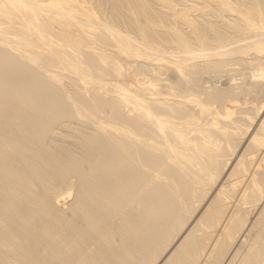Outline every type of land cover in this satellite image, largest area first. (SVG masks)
Masks as SVG:
<instances>
[{"label": "rangeland", "instance_id": "374dc122", "mask_svg": "<svg viewBox=\"0 0 264 264\" xmlns=\"http://www.w3.org/2000/svg\"><path fill=\"white\" fill-rule=\"evenodd\" d=\"M111 1L64 0L70 18L0 0V138L16 144L0 141V264H264V147L251 139L264 136V0ZM45 89L53 96L29 98ZM197 142L208 146L200 174L176 153ZM100 143L118 158L101 154L111 169L97 164Z\"/></svg>", "mask_w": 264, "mask_h": 264}, {"label": "bare ground", "instance_id": "6f19581e", "mask_svg": "<svg viewBox=\"0 0 264 264\" xmlns=\"http://www.w3.org/2000/svg\"><path fill=\"white\" fill-rule=\"evenodd\" d=\"M2 1L8 3V4L10 5L9 7H12V8L17 9V10H19V8H20V9H22V8H29V9H30L34 14H36V15H37L38 13L41 12V9H42V8L45 9L44 7L39 8V7H41V5H45L47 9H48V8H49V9H54V8H56V10L58 9L57 14H58V13H61V14H63V15H64V14H67V15L70 16V15H73L74 12H75V11H73V8L70 9L71 7H70L69 9H67V8L64 7V3H63L64 0H63V1H61V0H51V1H47L46 3H42V4L39 2V0H2ZM69 1H71V0H69ZM72 1H73V0H72ZM110 1H111V0H110ZM115 1H116V0H115ZM165 1H168V0H165ZM41 2H42V1H41ZM65 2H66V1H65ZM111 2H112V1H111ZM121 2H122V1H121ZM168 2H169V1H168ZM225 2H227V0H226ZM72 3H73V2H72ZM72 3H71V4H72ZM83 3H85V2H83ZM115 3H116V2H115ZM117 3H118V2H117ZM117 3H116V4H117ZM122 3H123V2H122ZM169 3H170V2H169ZM227 3H228V2H227ZM227 3H226V5H225V4H224V5H225V6H229V5H227ZM76 4H77V3H76ZM80 4H81V3H80ZM166 4H168V3H166ZM73 5H74V4H73ZM78 5H79V4H78ZM121 5H122V4H121ZM65 6H66V5H65ZM67 6H68V5H67ZM82 6H83V5H82ZM68 7H69V6H68ZM83 7H84V6H83ZM85 7H86V6H85ZM103 8H104V6H103ZM89 9H90V8H89ZM91 9H92V8H91ZM134 10H135V9H134ZM80 11H81V10H80ZM146 11L148 12V10H146ZM186 12H187V11H186ZM247 13L249 14V12H247ZM53 14H54V13H53ZM55 14H56V13H55ZM77 14H78V13H77ZM94 15H95V14H94ZM58 16H59V15H58ZM69 16H68V17H69ZM73 16H74V15H73ZM73 16H72V17H73ZM87 16H90V15H87ZM251 16H252V15H251ZM251 16H250V17H251ZM53 17H54V16H53ZM72 17L70 16V18H72ZM83 17H84V16H83ZM250 17H249V18H250ZM56 18H57V15H56ZM58 18H59V17H58ZM91 18H93V17H91ZM94 18H95V17H94ZM184 18H185V17H184ZM251 18H252V17H251ZM73 19H74V18H73ZM76 19H77V18H76ZM76 19H75V20H76ZM78 19H79V18H78ZM84 19H85V18H84ZM86 19H87V18H86ZM86 19H85V20H86ZM90 20H91V19L89 18L88 22H91ZM92 20H93V19H92ZM247 20H248V19H247ZM247 20H246V21H247ZM250 20L252 21V19H250ZM246 21H245V22H246ZM76 22H77V21H76ZM248 22H249V21H248ZM78 23H79V22H78ZM79 24H80V23H79ZM79 24H78V25H79ZM253 24H254V23H253ZM80 25H81V24H80ZM87 26H88V25H87ZM89 26H90V25H89ZM85 27H86V25H85ZM85 27H84V28H85ZM91 28H92V27H91ZM91 28H90V29H91ZM93 29H94V27H93ZM110 30H111V29H110ZM114 30H115V29H114ZM40 31H42V29H40L39 32H40ZM87 31H88V29H87ZM89 31H90V30H89ZM91 31H92V30H91ZM95 31H96V30H95ZM92 32H94V31H92ZM92 32H91V33H92ZM111 32L113 33V30H112ZM111 32H110V33H111ZM114 32H115V31H114ZM112 33H111V34H112ZM116 33H117V32H116ZM88 34H89V33H88ZM113 34H114V33H113ZM92 37H93V36H92ZM126 37H127V36H126ZM125 40H126V39H125ZM118 41H120V43H119V47L122 49V51H124V52H129V51H130V48H129V47H130L131 45H130V46L123 45V44H125V41L123 40L122 37L119 38ZM119 47H117V48H119ZM131 48H132V47H131ZM133 52H134V51H133ZM74 54H75V53H74ZM137 54H138V53H137ZM137 54H136V55H137ZM131 55H132V54H131ZM139 55H140V54H139ZM144 56H145V55H144ZM79 60H80V59H79ZM94 62H95V61H94ZM80 66H81V65H80ZM27 71H28V69H27ZM22 73H24V75H25V71H24V72L22 71ZM28 73H30V72H28ZM26 75H28V74H26ZM29 75H31V73H30ZM32 76H33V75H32ZM28 77H31V76H28ZM28 77H27V78H28ZM30 79H31V78H29V80H30ZM33 79H34V78H33ZM33 79H32V80H33ZM27 80H28V79H27ZM30 82H31V81H30ZM31 83H33V81H32ZM34 83H35V82H34ZM49 88H51V87H49ZM54 88H55V87H54ZM51 89H52V88H51ZM51 89H50V91H52ZM48 90H49V89H48ZM54 90H55V89H54ZM54 90H53L52 93H54ZM50 91H49V92H50ZM57 91H58V90H57ZM44 92H46V89H45V91H41V92H39V93L37 92L36 94H34V95L31 96V97L29 96V98H33L34 100H35V99H39V100H40V98H42V95H44V94H43ZM49 92H48V93H49ZM48 93L46 92V94H47L46 96H48ZM55 93H56V92H55ZM125 93H126V92H125ZM37 94H39L40 97H39ZM50 94H51V92H50ZM35 95H37V97H36ZM51 95L53 96V94H51ZM51 95H49V96H51ZM55 95H57V93H56ZM52 96H51L50 98H52ZM54 97H55V96H54ZM54 97H53V98H54ZM92 97H93V96H92ZM47 98H48V97H47ZM55 98H57V100L60 99V98L57 97V96H56ZM93 98H94V97H93ZM44 100H45V102H46V99H44ZM44 100H42V102H43ZM48 100H49V98H48ZM97 100H99V99H97ZM155 100H156V98H155ZM158 100H159V99H158ZM160 100H161V99H160ZM160 100H159V101H160ZM35 101H36V100H35ZM88 101L90 102V99H88ZM99 101H100V100H99ZM142 101H143V100H142ZM147 101H148V100H147ZM45 102H44V103H45ZM47 102H50V103H51L50 105H48V104L46 103L48 106H51V107L54 106V108L52 107L53 110H54V113H55V108H56V107H57V108H56L57 110H59V111L61 110V112L63 111L62 106H61L62 104H60V101L58 102V101H56L55 99H54V100H51V99H50V101H47ZM61 103H62V101H61ZM93 103H94V102H93ZM101 103H102V102H101ZM103 103H104V102H103ZM37 104H38V103H37ZM41 104H43V103H41ZM41 104H40V105H41ZM88 104H89V103H88ZM90 104H91V103H90ZM90 104H89V105H90ZM43 105H44V104H43ZM43 105H42V106H43ZM86 105H87V104H86ZM102 105H103V104H102ZM152 105H154V104H152ZM152 105H151V106H152ZM155 105H156V103H155ZM48 106H47V107H48ZM148 106H149V105H148ZM39 107L41 108V106H39ZM39 107H38V108H39ZM45 107H46V106H45ZM91 107L93 108V106H91ZM152 107H153V106H152ZM43 108H44V107H43ZM43 108H42V111L47 109V108H46V109H43ZM48 108H49V107H48ZM52 108H51V109H52ZM101 108H103V107H101ZM142 108H143V107H142ZM142 108H141V109H142ZM163 108H164V107H163ZM51 109H50V111H48V112H52L53 110L51 111ZM94 109H95V108H94ZM165 109H166V108H165ZM48 110H49V109H48ZM57 110H56V111H57ZM162 110H163V109H162ZM167 110H168V109H167ZM38 111H41V109H39ZM99 111H100V110H99ZM104 111H105V109H104ZM104 111H103V112H104ZM142 111H143V113H144V115H145L146 117H148L149 119L154 120V122L156 123V125L158 126V128H159L161 131H165V133H166V132H167V131H166V130H167L166 127L169 126L172 130L175 131V133H177V134L179 135L180 138H179V137H178V138L180 139L181 142H183V141L185 140V137L183 136V133H182V134L180 133V130L177 129V126H175L174 124H168V123H167L168 121H165L164 118H157L155 112H153V111H152L151 109H149L148 107H147V108L144 107ZM44 112H45V111H43L42 113H44ZM63 112H64V111H63ZM94 112H95V111H94ZM168 112H170V111L168 110ZM45 113H46V112H45ZM57 113H58V111L56 112V114H57ZM98 113H99V112H98ZM100 113H101V112H100ZM25 114H26V112H25ZM143 118H144V117H143ZM147 121H148V120H147ZM37 123H38V122H37ZM42 123H43V122H42ZM261 123L263 124L264 122L262 121ZM40 124H41V123H40ZM262 124H261V125H262ZM38 125H39V123H38ZM38 125L36 124V126H35L36 130H37L38 127H42L43 125H44V127H45L46 124L44 123V124H42V126H38ZM153 125H154V124H153ZM37 126H38V127H37ZM124 126H126V125H124ZM124 126H123L122 128H124ZM132 126H133V125H132ZM118 128H119V127H118ZM39 129H41V128H39ZM44 129H45V128H44ZM126 129H127V128H126ZM42 130H43V127H42ZM155 130H156V129H155ZM160 130H159V131H160ZM40 131H41V130H40ZM43 131H44V130H43ZM45 131H46V129H45ZM45 131H44V132H45ZM134 131H135V129H134ZM224 131H225V130H224ZM230 131H231V130H230ZM246 131H248V130H246ZM44 132L41 131V132H39V133H43V135H44ZM122 132H123V131H122ZM128 132H129V131H128ZM136 132H137V131H136ZM182 132H183V131H182ZM123 133H124V132H123ZM160 133H161V132H160ZM206 133H207V132H205V134H206ZM200 134H201V133H200ZM200 134H199V136H200ZM203 134H204V133H202V134H201L202 136H200V137H201V138H202V137L205 138V139H206V142H207V138L205 137V135L203 136ZM40 135H41V134H40ZM43 135H42V137H43ZM178 135H177V136H178ZM128 137H129V136H128ZM132 137H133V136H132ZM4 138H5V137H4ZM178 138H177V139H178ZM197 138H198V137H197ZM121 139H122V138H121ZM133 139H134V138H133ZM135 139H136V138H135ZM198 139H199V138H198ZM251 139H252L253 143L257 146V148H260V149H261L262 147H264V136H263L262 134H259V133L257 132V133H255L254 135H252ZM42 140H43V139H42ZM107 140H108V139H107ZM131 140H132V139H131ZM202 140H204V139H202ZM0 141L3 142L2 137L0 138ZM108 141H110V140H108ZM111 141H112V140H111ZM133 141H134V140H133ZM135 141H136V140H135ZM176 141H177V140H176ZM8 142H9V143H7V144H6V142L1 143V144H5V145H6L5 147H6L7 149L5 148V149H6L5 151H7V152H8V146H12V144H13L12 142L10 143V140H9ZM189 142H190V141H189ZM189 142H187V143H189ZM191 142H192V141H191ZM194 142H195V141H194ZM113 143H114V142H113ZM131 143H132V142H131ZM131 143H130V144H131ZM135 143H136V142H135ZM146 143H147V142H146ZM210 143H211V142H210ZM1 144H0V145H1ZM104 144H106V142H105ZM108 144H109V143H108ZM114 144H115V143H114ZM13 145H16V144H13ZM99 145H100V147H101V143H100ZM103 146L107 147L106 145H103V144H102V147L99 149L100 151L97 150L98 153H100L99 155H100L101 157L99 156L98 159H97V158H95V157H97L98 155L95 156L96 154H94V156H95L94 158H95V159L97 160V162H98L97 164H100V163H101V164H104V163L106 162V161L103 162V157H104V155H106V153H107V159L109 158V156H110V157L113 156V155H111V154L109 153V150H110L109 147L111 146V143H110V146L107 147L109 150L106 151V152H102V151H103V148L106 149V148L103 147ZM112 146H113V145H112ZM127 146H128V145H126V147H127ZM154 146H157V145H154ZM169 146H171V145H169ZM174 146H175V145H174ZM214 146H215V145H214ZM17 147L19 148V146H17ZM17 147L14 148V149L12 148V150H14V151H13L14 154L17 153L18 155L15 154V156H13V155H12L13 153H12L11 155H12V157H15V158H16V156H17L18 161H20V160H19L20 157H22L24 154H26V152H24V154H21V156H20L19 153L17 152ZM113 147H115V145H114ZM137 147H138V145H137ZM137 147H135V148H137ZM139 147H140V146H139ZM139 147H138V148H139ZM175 147L177 148L178 146H175ZM182 147H183V146H182ZM186 147H187V146H186ZM191 147L194 149V152H193L194 154H193L192 156H189V157L187 156V154H186L185 152H183V151H179L180 149L178 150V152H177L176 150H174V151H176V153H178V158H179L180 160H182L183 162H186L187 164H189V165H187V166H191L192 169H194V171H196L198 174H200L201 170H203V169H201V165H202V164H206V163H205V160H204V162H202L201 159H202L203 156L205 155V153H206V148H207L208 146H206V145H201L200 143L197 142L196 144H195V143H191ZM0 148H1V146H0ZM115 148H116V147H115ZM115 148H114V149H115ZM171 148H173V147H171ZM176 148H175V149H176ZM3 149H4V146H2V150H3ZM15 149H16V151H15ZM22 149H23V148H21V150H22ZM119 149L122 150L121 148H119ZM131 149L134 150L133 148H131ZM131 149H130V150H131ZM177 149H178V148H177ZM188 149H189V148H188ZM10 150H11V149H9V151H10ZM19 150H20V149H19ZM21 150L19 151L20 153H21ZM132 150H131V151H132ZM137 150H138V149H137ZM140 150H143V149L141 148ZM208 150H209V149H208ZM5 151H1V150H0V152H3V153H6ZM23 151H25V150H22V152H23ZM40 151H41V150H40ZM97 151H96V153H97ZM104 151H105V150H104ZM112 151H113L112 153H114V150H113V149H112ZM131 151H130V152H131ZM134 151H135V150H134ZM172 151H173V150H172ZM187 151H189V150H187ZM93 152H95V151H93ZM110 152H111V151H110ZM115 152H117V148H116V151H115ZM146 152H147V151H146ZM146 152H144V153L146 154ZM191 152H192V151H191ZM10 153H11V151H10ZM29 153H31V152H29ZM98 153H97V154H98ZM103 153H105V154H104L103 157H102L101 154H103ZM108 153H109V155H108ZM119 153H120V151H119L117 154H119ZM136 153H138V151H136ZM149 153H150V152H149ZM216 153H217V152H216ZM253 153H254V152H253ZM31 154H32V153H31ZM33 154H34V153H33ZM117 154H115V155H117ZM134 154H135V153H134ZM139 154H140V153H139ZM150 154H151V153H150ZM4 155H5V154H4ZM7 155H10V154H7ZM26 155H27V154H26ZM26 155H24V157H26V158L28 159V157H27ZM35 155H36V154H35ZM142 155H144V154H142ZM152 155H153V154H152ZM0 156L2 157L3 155L0 154ZM18 156H19V158H18ZM119 156H120V155H119ZM121 156H123V154H122ZM121 156L119 157L120 159L122 158ZM144 156H145V155H144ZM1 157H0V158H1ZM5 157H6V156H5ZM7 157H8V156H7ZM7 157H6V158H7ZM12 157H11V158H12ZM24 157L22 158L23 160L21 159L22 161H24V159H25ZM91 157H92V156H91ZM115 157H116V156H113L112 158H115ZM176 157H177V156H176ZM250 157H251V156H250ZM253 157H255V156H253ZM6 158H5V159H6ZM15 158H13V159L15 160ZM33 158H34V157H33ZM33 158H31V159H33ZM37 158H39V157L37 156ZM92 158H93V157H92ZM92 158H91V159H92ZM116 158H117V157H116ZM148 158H150V157H148ZM152 158H153V157H152ZM244 158H245V157H244ZM13 159H12V160H13ZM27 159H26V160H27ZM29 159H30V156H29ZM29 159H28V160H29ZM117 159H118V158H117ZM141 159H143V158H141ZM153 159H154V158H153ZM213 159H214V158H213ZM3 160H4V159H3ZM10 160H11V159H10ZM26 160L24 161L25 164L27 163L25 166L28 167V170H29V169L31 170V168H32L33 166H29V164H30L29 162H30V161L27 160L28 162H26ZM104 160H106V159L104 158ZM111 160L114 161V159H111ZM143 160H144V159H143ZM143 160H142V161H143ZM151 160H152V159L150 158V160L148 159L147 161L150 162ZM156 160L158 161V159H156ZM156 160H155V161H156ZM0 161H2V159H0ZM6 161H7V160H6ZM22 161H21V163H22ZM36 161H37V160H36ZM39 161H41V160H39ZM121 161H122V159H121ZM155 161H154V162H155ZM209 161H210V160H209ZM251 161H252V160H251ZM7 162H8V161H7ZM24 162H23V163H24ZM33 162H35V161H33ZM200 162H201V163H200ZM244 162H245V160H244ZM1 163H2V162H1ZM4 163H5V161H3V163L0 164V165L2 166ZM17 163H18V165L21 164L20 162H17ZM28 163H29V164H28ZM109 163H110V162H109ZM109 163H108V164H109ZM112 163H113V162H112ZM112 163H111V164H112ZM119 163H120V162L118 161L117 164H116L115 162L112 164V165H114V166L116 165V167H114V168H115L114 171L117 169V167H119V166L122 167L121 163H120L119 166H117ZM150 163H151V162H150ZM155 163H156V162H155ZM186 163H185V164H186ZM208 163H209V162H208ZM241 163H243V162H241ZM12 164H13V163H12ZM41 164H42V166H43V163H42V162H41ZM94 164H95V163H94ZM210 164H211V163H210ZM4 165H7V164H4ZM14 165H15V164H14ZM14 165H13V166H14ZM18 165H17V166H18ZM33 165H34V164H33ZM38 165H39V164H38ZM106 165H107V164H106ZM106 165L104 164V166H106ZM148 165H149V164H148ZM152 165H153V164H152ZM206 165H207V164H206ZM248 165H249V164H248ZM252 165H253V164H252ZM9 166H12V165L9 163ZM9 166H8V167H9ZM13 166H12V167H13ZM19 166H20V165H19ZM22 166H24V164H22ZM25 166H24V168H26ZM42 166H41V168H40L41 171L43 170V169H42V168H43ZM93 166L98 168L99 165H98V166L93 165ZM126 166H127V165H126ZM129 166L131 167L132 165H129ZM224 166H225V165H224ZM239 166H240V165H239ZM239 166H238V167H239ZM3 167H4V166H3ZM3 167H1L0 170H1ZM39 167H40V166H39ZM107 167L110 168L111 165H110V166L107 165ZM132 167H133V166H132ZM132 167H131V168H132ZM205 167H206V166H205ZM215 167H216V166H215ZM236 167H237V166H236ZM240 167H241V166H240ZM4 168H5V170H6L7 167L5 166ZM10 168H11V167H10ZM10 168H9V170L7 169V171H10V173H12V170H14L15 168H11L12 170H10ZM17 168H18V167H17ZM17 168H16L15 171H17ZM20 168H21V167H19V169H20ZM24 168H23V170H24ZM33 168H34V167H33ZM101 168H103V165H102ZM101 168H100V166H99V169H101ZM104 168H106V167H104ZM104 168H103V172L106 171V170H104ZM119 168H120V167H119ZM125 168H126V167H125ZM213 168H214V167H213ZM26 169H27V168H26ZM26 169H25V171H27ZM36 169H37V168H36ZM95 169H96V168H95ZM110 169H111V168H110ZM122 169H123V167H122ZM122 169H121L122 176H123V174H124V175L126 174V177H127V174H128V173H126V172H128V171H127L128 168H127L126 171H125V169H123L124 171H123ZM129 169H130V168H129ZM137 169H138V168H137ZM192 169H191V170H192ZM2 170H3V169H2ZM23 170H22V173L19 172L20 175L24 173ZM33 170L35 171V169H33ZM97 170H98V169H97ZM133 170H134V169H133ZM207 170H208V168H207ZM207 170H206V172H208ZM250 170H251V169H250ZM20 171H21V170H20ZM31 171H32V170H31ZM34 171H33V172H34ZM114 171H113V172H114ZM131 171H132V170H131ZM135 171H136V170H135ZM239 171H240V170H239ZM113 172H112V173H113ZM124 172H125V173H124ZM136 172H137V171H136ZM188 172H189V171H188ZM209 172H211V170H210ZM242 172H243V171H242ZM13 173H14V172H13ZM17 173H18V171H17ZM28 173H29V175H30V172H27V174H26L25 176L23 175V176L21 177V179H22L23 177L28 176ZM43 173H44V172H43ZM107 173H108V172H107ZM107 173H106V175H107ZM110 173H111V171H110ZM112 173H111V174H112ZM115 173H116V172H115ZM115 173H114V174H115ZM131 173L133 174L134 172L132 171ZM202 173L204 174V172H202ZM252 173H253V172H252ZM8 174H9V172H8ZM32 174H33V173H32ZM111 174H109V176H110ZM135 174H136V173H135ZM135 174H134V175H135ZM138 174H141V173H138ZM185 174H186V173H185ZM13 175H14V174H13ZM15 175H16V173H15ZM17 175H18V174H17ZM20 175H19V176H20ZM33 175H34V174H33ZM41 175H42V173H41ZM134 175H133V176H134ZM2 176L4 177V175H2ZM31 176H32V175H31ZM45 176H47V175H45ZM98 176H99V175H98ZM104 176H105V175H104ZM122 176L119 177V179L123 178V182H124V178H125V177H122ZM133 176H132V175L130 176V177H132L131 180H132L133 178H135V177H133ZM181 176H182V175H181ZM203 176H204V175H203ZM205 176H206V175H205ZM207 176H208V175H207ZM230 176H231V175H230ZM232 176H233V175H232ZM35 177H36V176H35ZM111 177H112V175H111ZM128 177H129V176H128ZM130 177L127 178V179H130ZM136 177H137V176H136ZM196 177H197V176H196ZM208 177L211 178L210 176H208ZM30 178H31V177H30ZM39 178H41V177H39ZM101 178H102V177H101ZM101 178H100V179H101ZM107 178H108V177H107ZM113 178H114V177H113ZM115 178H116V176H115ZM202 178H203V177H202ZM202 178H201V179H202ZM205 178H206V177H205ZM95 179H96L97 181L99 180V179H97V178H94L93 181H94ZM103 179H105V178H103ZM127 179H126V180H127ZM215 179H217V178H215ZM24 180H29V179H25V178H24ZM36 180H37V177H36ZM39 180H40V179H39ZM91 180H92V179H90L89 181H91ZM101 180H102V179H101ZM109 180H110V178H109ZM126 180H125V181H126ZM134 180H135V179H134ZM136 180H137V179H136ZM179 180H180V179H179ZM182 180H183V179H182ZM191 180H192V179H191ZM32 181H34V180H32ZM37 181H38V180H37ZM85 181H87V180H85ZM97 181H96V182H93V184L97 183ZM113 181H114V180H113ZM28 182H29V181H28ZM30 182H31V181H30ZM100 182H101V181H100ZM100 182H99V183H100ZM111 182H112V180L110 181V184L112 185ZM127 182H128V180H127ZM133 182H134V181H133ZM179 182H180V181H179ZM199 182H200V181H199ZM212 182H213V181H212ZM37 183H38V182H37ZM86 183H87V182H86ZM91 183H92V182H91ZM103 183H104V182H103ZM117 183L122 184V183H120V182H117ZM117 183H116V184H117ZM128 183H129V182H128ZM205 183H206V182H205ZM231 183H232V182H231ZM238 183H239V182H238ZM238 183H237V184H238ZM35 184H36V183H35ZM83 184H85V183L83 182ZM89 184H90V183H89ZM93 184H92V185H93ZM110 184H109V183L106 184V185H107V188L109 189L108 191H110V190H112V189H113V192H116V190L118 191L117 186L120 187V185H115V187L112 185V186H113V187H112ZM114 184H115V183H114ZM129 184H130V183H129ZM235 184H236V183H235V181H234V182H233L234 187H235ZM96 185H97V188H98L99 185H98V184H96ZM96 185H95V186H96ZM102 185H103V184H102ZM123 185H124V184H122V187H123ZM233 185H232V186H233ZM38 186H39V185H38ZM40 186H41V185H40ZM81 186L84 187V185H82V183H81ZM85 186H86V184H85ZM88 186H89V185H88ZM90 186H91V185H90ZM95 186H93V188H95ZM103 186H104V185H103ZM228 186H229V185H228ZM228 186L226 187V190H227ZM230 186H231V185H230ZM237 186H238V185H237ZM86 187H87V186H86ZM104 187L106 188V186H104ZM81 188H82V187H81ZM84 188H85V187H84ZM93 188H90V189L94 190L93 192H95V190H96V192L99 190V189H93ZM105 188H104V190H105ZM123 188H124V187H123ZM229 188H230V187H229ZM229 188H228V189H229ZM119 189H120V188H119ZM232 189H234V188H232ZM235 189H236V188H235ZM85 190H86V191H85ZM87 190H88V188H87V189H86V188L84 189L85 192H87ZM226 190L224 189L223 191H226ZM84 191H82V192H84ZM233 191H234V190H233ZM68 192H69V191H68ZM79 192H80V191H79ZM85 192H84V194H86ZM98 192H101V195L103 196L104 193H105L106 191H105V192H104V191L102 192V190H100V191H98ZM118 192H119V191H118ZM226 192H227V191H226ZM230 192H231V191H230ZM90 193H91V192H90ZM102 193H103V194H102ZM129 193H130V192H129ZM228 193H229V191H228ZM11 194H12V193H11ZM95 194H96V193H95ZM98 194H100V193H98ZM98 194H96V195H98ZM155 194H156V196H157V193H155ZM12 195H13V194H12ZM78 195H79V194H78ZM81 195H82V194H81ZM81 195H80V196H81ZM86 195H87V194H86ZM105 195H107V194L105 193ZM105 195H104V196H105ZM115 195H116V194H114V198H117V196H115ZM117 195H119V194H117ZM165 195H166V194H165ZM165 195H164V196H165ZM13 196H14V195H13ZM107 196H108V195H107ZM109 196H110V195H109ZM159 196H160V194H159ZM159 196H158V197H159ZM162 196H163V194H162ZM164 196H163L162 198H165ZM224 196H225V195H224ZM62 197H63V196H62ZM105 197H106V196H105ZM119 197H120V196H119ZM119 197H118V198H119ZM158 197H157V198H158ZM13 198H16V196L13 197ZM82 198H84V197L82 196ZM82 198H81V199H82ZM87 198H88V197H87ZM91 198H92V197H91ZM101 198L103 199L104 197H101ZM101 198H99V199H101ZM108 198H109V197H108ZM112 198H113V195H112ZM112 198H111V199H112ZM114 198H113V199H114ZM160 198H161V197H160ZM79 199H80V198H79ZM79 199H78V200H79ZM88 199H90V198H88ZM97 199H98V198H97ZM165 199H167V197H166ZM165 199H163V200H165ZM229 199H230V198H229ZM90 200H91V199H90ZM117 200H118V202L120 201L119 199H117ZM163 200L161 199V201H163ZM167 200H168V199H167ZM82 201L85 202V200H82ZM86 201H87V200H86ZM93 201H94V200H93ZM93 201H91L92 204H93ZM110 201H111V200H110ZM84 202H83V204H84ZM99 202H101V201H99ZM115 202H116V201H115ZM163 202L165 203V202H167V201H163ZM0 203H1V202H0ZM75 203H76V202H75ZM91 203H90V204H91ZM105 203H106V202H105ZM107 203H109V202H107ZM120 203H121V201H120ZM77 204H78V203H77ZM90 204H89V205H90ZM101 204H102V203H101ZM161 204H162V202H161ZM166 204H167V203H166ZM81 205H82V203H81ZM105 205L107 206V204H105ZM114 205H115V204H114ZM116 205H119V204H116ZM156 205H157V204H156ZM0 206H1V207H4V205H1V204H0ZM96 206H97V205H96ZM98 206H99V204H98ZM88 207H89V206H88ZM93 207H94V204H93ZM93 207H92V209H93ZM100 207H101V206H100ZM168 207H169V206H168ZM107 208H108V207H107ZM109 208H110V207H109ZM158 208H159V207H158ZM165 208L168 209V210H170L169 208H167V206H166ZM1 209H2V208H1ZM82 209H83V208H81V210H82ZM163 209H164V208H163ZM163 209H162V210H163ZM166 209H165V213H167V211H168V210H166ZM83 210H84V209H83ZM106 210H107V209H106ZM108 210H109V209H108ZM155 210H156V209H155ZM160 210H161V209H160ZM1 211H2V210H1ZM86 211H87V210H86ZM110 211H112V209H110ZM5 212H6V211H5ZM83 212H84V211H83ZM101 212H102V211H101ZM2 213H4V212L2 211ZM88 213H89V212H88ZM103 213H105V212H103ZM168 213H169V211H168ZM81 214H82V213H81ZM90 214H91V213H90ZM84 215H85V214H83V216H84ZM87 215H88V214H87ZM98 215H99V214H98ZM98 215H96V217H97ZM107 215H108V214H107ZM2 216H3V215H2ZM93 216H94V215H93ZM100 216H102V215H100ZM103 216H105V215H103ZM89 217H90V216H89ZM8 218H9V217H8ZM79 219H80V218H79ZM102 219H104V217H103ZM131 219H132V218H131ZM76 220H77V218H76ZM92 220H94V219H92ZM96 220H97V219H96ZM134 220H135V218H134ZM135 221H136V220H135ZM133 222H134V221H133ZM83 223H84V221H83ZM90 223H91V222H90ZM138 223H139V222H138ZM140 223H141V222H140ZM87 224H88V223H87ZM97 224H98V223H97ZM129 224H131V223H129ZM85 225H86V224H85ZM127 225H128V224H127ZM132 225H133V224H131V226H132ZM88 226H89V224H88ZM88 226H87V227H88ZM133 226L136 227V225H133ZM138 226H139V224H138ZM89 227H90V226H89ZM134 227H132V228H134ZM127 228H128V227H127ZM138 228H139V227H138ZM6 229H7V228H6ZM90 229H91V227H90ZM96 229H97V228H96ZM122 229H123V228H122ZM7 230H8V229H7ZM9 230H10V229H9ZM91 230H92V229H91ZM135 230H136V228H135ZM137 230H138V229H137ZM141 230H142V227H141ZM141 230H140V233H142V231H147V229H146V230H142V231H141ZM96 231H97V230H96ZM96 231H95V232H96ZM9 232L12 233V231H9ZM9 232H8V233H9ZM90 232H91V231H90ZM135 233H138V232L135 231ZM131 234H133V233H131ZM138 234H139V233H138ZM138 234H136L138 237L144 235V234H143V235L140 234V236H139ZM4 235H5V234H4ZM10 235H11V234H10ZM136 235H135V236H136ZM0 236H1V234H0ZM2 236H3V235H2ZM123 236H124V235H123ZM3 237H4V239H6L5 236H3ZM3 237H2V238H3ZM6 237H7V235H6ZM0 238H1V237H0ZM133 238H134V237H133ZM142 238H143V237H142ZM126 239H127V238H126ZM135 239H136V238H135ZM132 240H133V239H131V241H132ZM140 240H141V238H140L139 240H137V241H140ZM144 240H145V239H143V241H144ZM0 241H1V240H0ZM6 241H7V240H5L4 242H6ZM127 241H128V240H127ZM134 241H135V240H134ZM137 241H136V244H137ZM143 241H141V242H143ZM11 242H12V241L9 240L8 243H11ZM128 242H130V240H129ZM1 243H2V242H1ZM1 243H0V245H1ZM8 243H7V244H8ZM130 243L133 244L134 242L132 241V242H130ZM11 244H12V243H11ZM16 244H17V243H16ZM134 244H135V243H134ZM5 245H6V244H5ZM9 245H10V244H9ZM140 245H141V244H140ZM110 246H111V245H110ZM6 247H7V246H5V248H6ZM49 247H51V246H49ZM53 247L55 248V246H53ZM137 247H138V246H137ZM139 247H140V246H139ZM2 248H3V247H2ZM9 248H10V247H9ZM9 248H7V250H9L8 253H10V249H9ZM56 248H57V247H56ZM3 249H4V248H3ZM3 249H2V250H3ZM130 249H131V248H130ZM4 250H5V249H4ZM27 250H28V249H27ZM53 250H54V249H53ZM107 250H108V249H107ZM54 251H55V250H54ZM121 251H122V250H121ZM123 251H124V250H123ZM58 252H59V251H58ZM107 252H108V251H107ZM112 252H113V250H112L110 253L108 252V254H112ZM118 252H119V251H118ZM23 253H24V252H23ZM56 253H57V251H56ZM56 253H55V254H56ZM58 254H59V253H58ZM113 254H114V253H113ZM55 256H56V255H55ZM20 257H22V256H20ZM55 258H56V257H55ZM57 258H58V257H57ZM59 260H60V259H59Z\"/></svg>", "mask_w": 264, "mask_h": 264}]
</instances>
